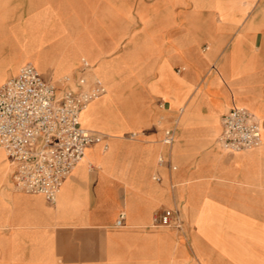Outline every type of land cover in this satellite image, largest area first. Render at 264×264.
I'll return each instance as SVG.
<instances>
[{
    "label": "crops",
    "instance_id": "1",
    "mask_svg": "<svg viewBox=\"0 0 264 264\" xmlns=\"http://www.w3.org/2000/svg\"><path fill=\"white\" fill-rule=\"evenodd\" d=\"M15 8L23 46L13 69L0 60V83L25 63L55 81L85 59L105 93L82 116L100 142L55 203L9 190L0 149V264H264V0ZM234 108L259 119L257 148L215 142ZM166 209L175 214L161 226Z\"/></svg>",
    "mask_w": 264,
    "mask_h": 264
},
{
    "label": "built area",
    "instance_id": "2",
    "mask_svg": "<svg viewBox=\"0 0 264 264\" xmlns=\"http://www.w3.org/2000/svg\"><path fill=\"white\" fill-rule=\"evenodd\" d=\"M104 93V85L91 74L85 59L76 74L55 81L45 80L32 64L25 63L0 83V149L11 166L15 190L55 203L87 147L100 142L98 135L81 127L79 115ZM220 122L215 141L222 150L237 153L260 146L261 124L249 110L231 109ZM162 142L171 145L173 132L167 131ZM163 163L159 158L158 164ZM174 214L171 209L161 211L157 224L171 225ZM122 219L120 215L116 226Z\"/></svg>",
    "mask_w": 264,
    "mask_h": 264
},
{
    "label": "rangeland",
    "instance_id": "3",
    "mask_svg": "<svg viewBox=\"0 0 264 264\" xmlns=\"http://www.w3.org/2000/svg\"><path fill=\"white\" fill-rule=\"evenodd\" d=\"M26 0H0V43H3L0 45V60L4 59L6 57L12 58L13 59V65L11 69L16 67V65L19 62V58L21 55V50H22V44H23V39H16V37H20V35H16V32H18L19 28V21L21 18V15L19 10L15 8L16 2H25ZM18 10V11H17ZM17 11V13H16ZM13 42L14 45H10V43ZM16 49V51H15ZM79 61V60H78ZM77 61V62H78ZM81 63V59H80ZM55 62H52L50 69H48L47 72H50L54 68ZM9 70L13 72V70ZM8 77V76H7ZM7 77L3 78L5 80ZM2 80V81H3ZM95 100L91 101L87 106L86 109L81 113L79 121L82 124V116L83 114L88 110L90 105L94 102ZM83 127V124L81 125ZM217 137V136H216ZM216 140V139H215ZM216 142V141H215ZM9 168L6 170V175H7V183L5 184L9 190L12 189L15 192L18 193H23L21 191H17L13 188L12 185V179H11V166L9 163H7ZM62 188V187H61ZM61 189L58 193V197L60 195ZM57 197V198H58Z\"/></svg>",
    "mask_w": 264,
    "mask_h": 264
},
{
    "label": "bare ground",
    "instance_id": "4",
    "mask_svg": "<svg viewBox=\"0 0 264 264\" xmlns=\"http://www.w3.org/2000/svg\"><path fill=\"white\" fill-rule=\"evenodd\" d=\"M95 100V99H94ZM86 109V107L81 111V113L84 111ZM81 113H80V115H81ZM80 115H79V118H80ZM80 122V121H79Z\"/></svg>",
    "mask_w": 264,
    "mask_h": 264
}]
</instances>
